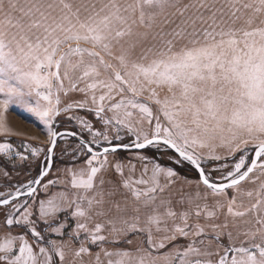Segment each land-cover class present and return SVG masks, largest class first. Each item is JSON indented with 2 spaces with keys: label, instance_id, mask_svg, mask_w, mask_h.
<instances>
[{
  "label": "snow or ice",
  "instance_id": "6c2138e0",
  "mask_svg": "<svg viewBox=\"0 0 264 264\" xmlns=\"http://www.w3.org/2000/svg\"><path fill=\"white\" fill-rule=\"evenodd\" d=\"M8 8L4 12L0 5V94L4 96L0 111H6L11 104L25 107L46 126L51 146L47 148V167L41 169L38 178L14 191L0 192V207L10 206L5 225L21 230L17 234L5 232L0 238V264H64L66 248L77 258L90 254L84 243L73 250L70 242L45 241L38 225L43 223L50 232L62 234L63 224L53 227L52 223L58 213L66 211L63 205H75L72 216L76 218L87 217L81 207L85 201L88 209L102 205L105 194L102 189L94 191L98 187L95 178L108 167V154L120 147L144 149L155 144L173 149L181 161L199 172V183L212 196L226 197V189L236 188L256 169L264 175V0H89L79 5L68 0H30L26 6L10 0ZM13 10L20 11L22 17L14 18ZM137 47L140 52L134 55ZM71 57L79 59L73 62ZM62 64H66L63 79L69 78V70H80L77 79L85 81V87L77 88L76 83L71 87L91 96L92 107L88 110L102 122L104 131H96L92 123L79 119L92 136L90 142L81 143V149L90 154L87 167L67 170L70 179L66 183L75 190L71 199L67 191L47 196L49 186L58 181L43 184L47 198L40 199L37 208L27 199L19 202L18 198H37L38 188L33 185H41L49 174L58 137L74 135L51 126L60 112L59 98L53 100L52 89L57 86V91L64 90ZM97 90L103 91L97 95ZM32 96L37 99L30 102L28 98ZM86 104L87 100L76 107L83 109ZM150 104L157 106L155 112ZM110 130L116 132L114 137L109 136ZM121 130L134 139L129 144L113 145V139L121 140ZM0 132H9L2 118ZM101 142L108 146L101 150ZM92 144L98 147L94 149ZM218 148L226 150L228 156L241 153L232 170L222 177L225 183L212 182L202 167L204 159H222ZM11 149L10 143L0 142V154L6 155ZM246 150L254 153L249 157L250 164L246 163ZM31 154L37 156L39 151L33 148ZM114 167L123 176L125 166L117 163ZM129 168L132 172L135 165ZM176 176L173 169L155 163L149 174L145 163L141 177L130 175L122 180V187L134 201L148 207L155 205L157 194L174 183ZM256 179L259 177L253 182ZM103 183L101 179L100 185ZM89 192L93 195L89 196ZM114 194L108 192L109 196ZM207 195L186 194L188 204L194 207L179 213V223H175L177 213L170 207H165L163 214L153 207L143 227L139 216L109 219L107 223L115 234L111 241L101 234L100 223L89 229L86 223L77 222L70 236L79 239L83 232L87 241L96 245L116 244L120 236L129 233L146 235L147 247L135 251L102 248L107 264H264V182L255 191V202L250 207L237 210L236 197L228 200L227 214H252L253 219L252 227L242 233L245 239L238 244L232 233H227L229 243L223 246L222 254L202 249L200 245L207 236L205 226L189 223L193 214L212 220L224 207L220 201L214 210H208L207 204L195 203L206 200ZM247 195L252 197L254 193L248 191ZM115 207L125 210L119 203ZM134 211L139 212V208ZM165 217L173 220L171 228L166 226ZM117 222L123 227L117 228ZM207 227L216 232L227 228V224L212 223ZM153 230L164 235L156 238ZM220 234L216 232L213 238L219 240ZM179 238H184L186 245ZM213 255L218 259H208ZM96 260L100 264L99 253Z\"/></svg>",
  "mask_w": 264,
  "mask_h": 264
},
{
  "label": "rangeland",
  "instance_id": "374dc122",
  "mask_svg": "<svg viewBox=\"0 0 264 264\" xmlns=\"http://www.w3.org/2000/svg\"><path fill=\"white\" fill-rule=\"evenodd\" d=\"M12 3L17 4L18 6H26L30 0H11ZM68 2L73 5H79L81 3H87L89 0H68ZM187 2V0H185ZM10 0H0V5L4 12L9 11L8 5ZM11 15L14 18H21L22 13L18 10H13ZM3 18V12H0V19ZM81 47H89L88 45L82 44ZM140 52V48L137 47L135 49L134 55H138ZM72 61L75 62L79 57H71ZM87 59V57H85ZM107 59V57H106ZM115 63V61H113ZM66 64H62L60 68V75L63 79L65 72ZM55 70V69H53ZM81 75L79 69H73L68 71V79H63V89L61 91H57V86H54L53 95L54 99L59 98L58 108L60 109L59 115L54 118L56 124L58 125L56 130H72L77 131L79 135L85 138L87 141L92 140V136L89 131L84 129L82 125L79 123V119H85L93 124L94 130L96 131H104V126L102 122H100L93 112L88 109L92 107L91 104V96L86 95L84 92L73 90L71 85L72 83L77 84V88L85 87V81H79L77 78ZM56 82L54 81V85ZM41 91H46L45 89H41ZM103 90H97V95H99ZM34 100L35 98H33ZM119 99V97H117ZM87 100V104L85 108H77V103L84 102ZM55 101V100H54ZM142 101L145 103H150L149 101L142 98ZM31 102V101H30ZM114 102V101H113ZM68 105H72L69 111H63ZM153 111H156V105L150 104ZM105 115L110 116L111 113H105ZM34 119V117H30ZM53 120V121H54ZM34 124L31 121L30 124ZM34 126L37 127L35 130L31 126L29 127V133L31 135H38L36 139H17L10 137H0V142L10 143L12 145V149L9 153L0 154V192H9L14 191L15 188L26 184L28 181L34 180L36 174L39 173L40 166L42 164V160L46 154L47 147L49 145L47 138V131L42 123H37ZM27 128V127H26ZM53 128V123H52ZM116 135L115 131H109V136L114 137ZM119 135L121 136V140L116 141L112 140L113 144H129L134 137L130 136L126 130H121ZM27 145V148L25 147ZM96 145V144H95ZM101 145H106L101 142ZM35 148L39 151V155L32 156L31 150ZM207 152V150H204ZM246 163L250 162L249 157H251V150H246ZM19 154H23L27 156V159H21ZM217 154L221 155L222 159L220 160H212V159H204L202 161V166L204 167L206 175L209 176L210 180L213 182H222L223 176L227 175V172L232 170L234 163L239 159L241 153H237L234 157L228 156L226 150L217 149ZM90 154L87 153L85 149H81V145L74 139L69 137H61L58 139L57 144L55 146L53 152V165L49 174L42 179V184L38 185L37 198L35 200L30 199L28 197L19 198V202H23L24 200H28L29 203L35 204V207L38 208L39 200L46 199L47 196H51L58 192L67 191L69 194V199L72 198V192L75 191L71 189L70 185L66 183L70 179L68 174V169H81L86 168V160ZM145 157V160L139 159V157ZM109 165L105 170H102L98 173L95 178V183L97 184V188L94 191H100L101 189L104 192V203L102 205H93L91 209H88L87 202L85 201L81 207L87 211V217L84 218H76L72 216V212L75 210V205L71 207L67 205H63L66 208V211H62L58 213L56 220L53 221L52 226L56 227L60 224H63L62 234H57L50 232L48 226L40 223L38 225V230L44 235L45 241L54 240L57 243H68L70 242L71 249H77L81 243H84L86 247L90 249V254H85L82 257H74L72 251H69L67 248L65 249L66 257L64 264H97L96 255L100 254V264H107V259L104 257L101 249L105 248L110 251H114L116 248L135 251V249L140 247H147L146 245V235L144 233H129L127 236H120L119 242L116 244L112 243H97L96 245H92L86 239V235L81 232L79 239H75L71 237L70 234L73 233V230L76 228L77 222L86 223L88 228H94L96 223H100L103 225V232L101 234L108 237V240L111 241L113 239L114 233L111 232V225L107 223L109 219L118 220L119 217H124L128 219L130 217L139 216L141 226H144V222L146 217L152 213L153 207H157L158 211L163 214L165 211V207H170L173 211L177 213V218L175 223H179V213L182 211H191L194 207L193 205H189L186 199V194H195L199 192L201 196L204 194L207 195V199H200L195 201V203H199L201 206L207 204L208 210H214L215 204L217 201H220L221 204L224 205L217 213L216 217L212 220H206L204 215L202 214L200 217L195 216V214L191 215L189 219L190 224L199 223L202 226H205V232L207 234L204 239V243L200 245L202 249H206L211 253L220 254L223 253V246L229 243L227 233L231 232L235 242L238 244L240 240L245 239L242 235L243 232L247 231L252 227V214L246 215L244 217H233L227 214V202L233 196L236 197V209L243 210L244 207H250L252 203L255 202V191L259 189L262 180V174L259 169L254 170L253 173L249 175V178L236 188L226 189L227 196H212L211 191L207 189L203 184L199 183L198 176L192 171L190 167L184 165V161H181L178 156L172 153L170 150L165 148L162 145H153L148 150L142 151H120L115 153L108 154ZM117 163L124 165L123 176L118 174L115 170L114 165ZM147 163L149 168V174L151 172L152 164H159L163 168H171L176 173L177 176L170 186L165 188L164 192L157 194V200L155 205H150L145 207L142 203L134 201L129 195L128 191L122 187V180L128 179L131 175L132 178H140L141 173L143 171V165ZM135 165V170L130 172L129 165ZM7 172L8 175L4 176L3 173ZM256 179L253 182V179ZM146 178V177H145ZM103 179V185H100V180ZM48 180H56L57 184L54 186H49L47 189V196L43 191V184H46ZM161 183L164 184L163 177L161 178ZM113 191L115 194L112 196L108 195L109 191ZM248 191H252L254 195L249 197L247 195ZM89 196L93 195V192L88 193ZM185 197L184 202L181 203V198ZM100 197L97 196V199ZM169 201L167 205H161V201ZM119 203L124 211H118L115 207V204ZM135 208H139V212L134 211ZM10 211V206L0 207V238L3 237L5 232H11L12 234H17L21 230L19 228L13 227L9 229L4 221L7 213ZM104 213L103 215H99L98 213ZM166 226L171 228L173 225V220L165 217ZM227 224V228L217 229L216 232L221 233L219 236V240L214 239L213 237L216 235V232L210 227H207L209 224ZM165 225L162 224L161 227ZM117 228L123 227L122 224L117 222ZM154 236L158 238L159 236L164 235L163 232L155 233ZM52 234V235H51ZM180 243L186 245L187 241L184 238H179ZM189 240L191 237L188 238ZM30 243L31 238L29 236ZM131 240L132 243L129 244L127 241ZM35 247V245H34ZM38 250V249H37ZM169 249H165L167 251ZM114 259V257H113ZM208 259H212L213 261L218 259V256L213 255L208 257Z\"/></svg>",
  "mask_w": 264,
  "mask_h": 264
},
{
  "label": "crops",
  "instance_id": "0c3cea01",
  "mask_svg": "<svg viewBox=\"0 0 264 264\" xmlns=\"http://www.w3.org/2000/svg\"><path fill=\"white\" fill-rule=\"evenodd\" d=\"M53 90H54V87L52 89V93H53ZM3 98H4L3 94H0V99H3ZM31 98L32 97L28 98L29 101L31 102L37 99L35 96L33 97L35 98L34 100H32ZM53 100H55L54 95H53ZM41 103H44V102H41ZM31 116L34 117V119L30 118ZM0 118L3 119L6 126L9 129L8 133L0 132V137H10V138H17V139H36L38 135L36 136L31 135L29 133V129H30L29 127L31 126L32 128L36 130L37 127L34 125L37 123H42V125L45 127V130L47 131L46 126L41 120H39L33 113L27 111L25 107L18 105V104H11L9 105L6 111H0ZM31 121H33L34 124L33 123L30 124ZM262 180L264 181V175H262Z\"/></svg>",
  "mask_w": 264,
  "mask_h": 264
},
{
  "label": "water",
  "instance_id": "95a60500",
  "mask_svg": "<svg viewBox=\"0 0 264 264\" xmlns=\"http://www.w3.org/2000/svg\"><path fill=\"white\" fill-rule=\"evenodd\" d=\"M53 130H56L55 128H53ZM56 131H58V132H61V133H74V135H65V136H62V137H69V138H72V139H74V140H76L80 145H81V143L82 142H85V143H87V142H89V141H87L85 138H83L81 135H79L78 133H76V132H74V131H72V130H66V129H62V130H56ZM61 137H58V139H60ZM58 139H57V141H58ZM113 145H117V144H113ZM118 145H123V144H118ZM155 145V144H154ZM51 145L49 144L48 145V147H50ZM103 146H108V145H100V148H101V150H102V147ZM153 145H150V146H147L146 148H144V149H135V148H128V149H124L123 147H120V148H118L117 149V151L116 152H119V151H142V150H145V149H147L148 147H152ZM162 146H164V145H162ZM47 147V148H48ZM92 147L94 148V149H96L98 146L97 145H95V144H92ZM165 148H167V146H164ZM168 150H170L172 153H174L176 156H178V154L173 150V149H169V148H167ZM86 150V149H85ZM252 155H254V153L252 152L251 153V156ZM47 157H48V153H47V151H46V156L43 158V160H42V164H41V166H40V169H39V173H38V175L34 178V180L36 179V178H38L39 176H40V171H41V169L42 168H45V167H47ZM179 157V156H178ZM184 162H186L187 164H189L187 161H184ZM248 164H250V162L248 163ZM52 165H53V153H52ZM52 165H51V168H52ZM190 165V164H189ZM191 167H192V169L196 172V174H197V176H198V178H199V172L196 170V169H194L193 168V166L192 165H190ZM203 167V166H202ZM204 168V167H203ZM213 182V181H212ZM226 181H222V182H215V183H225ZM33 187H38V185H33ZM23 197H25V196H21V197H19V198H23ZM18 198V199H19Z\"/></svg>",
  "mask_w": 264,
  "mask_h": 264
},
{
  "label": "trees",
  "instance_id": "16d2710c",
  "mask_svg": "<svg viewBox=\"0 0 264 264\" xmlns=\"http://www.w3.org/2000/svg\"><path fill=\"white\" fill-rule=\"evenodd\" d=\"M57 127H58V125L56 124V122H55V120H54V121H53V128L57 129ZM75 132H77V131H75ZM148 149H150V147H148V148L145 149V150H148ZM119 152H120V151H119ZM45 156H46V154H45ZM45 156H44V157H45ZM53 160H54V159H53ZM53 162H54V161H53ZM184 165L187 166V167H190V168L192 169V167H191L189 164L184 163ZM192 171H193V172L195 173V175L197 176L196 172H195L194 170H192ZM37 175H38V174H36L35 177H36ZM35 177H34V178H35ZM34 178H33V179H34Z\"/></svg>",
  "mask_w": 264,
  "mask_h": 264
}]
</instances>
